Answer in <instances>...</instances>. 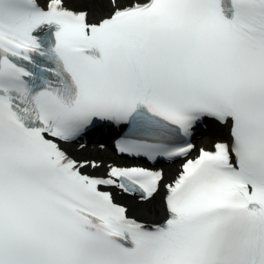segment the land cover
I'll list each match as a JSON object with an SVG mask.
<instances>
[{
  "label": "snow or ice",
  "instance_id": "6c2138e0",
  "mask_svg": "<svg viewBox=\"0 0 264 264\" xmlns=\"http://www.w3.org/2000/svg\"><path fill=\"white\" fill-rule=\"evenodd\" d=\"M0 264H264V0H0Z\"/></svg>",
  "mask_w": 264,
  "mask_h": 264
},
{
  "label": "bare ground",
  "instance_id": "6f19581e",
  "mask_svg": "<svg viewBox=\"0 0 264 264\" xmlns=\"http://www.w3.org/2000/svg\"><path fill=\"white\" fill-rule=\"evenodd\" d=\"M111 153L109 152V153H107L106 155H110Z\"/></svg>",
  "mask_w": 264,
  "mask_h": 264
}]
</instances>
